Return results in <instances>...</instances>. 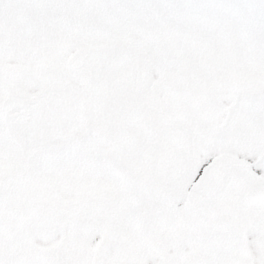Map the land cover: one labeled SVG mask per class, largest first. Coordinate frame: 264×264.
I'll return each mask as SVG.
<instances>
[{
	"label": "snow or ice",
	"instance_id": "snow-or-ice-1",
	"mask_svg": "<svg viewBox=\"0 0 264 264\" xmlns=\"http://www.w3.org/2000/svg\"><path fill=\"white\" fill-rule=\"evenodd\" d=\"M0 264H264V0H0Z\"/></svg>",
	"mask_w": 264,
	"mask_h": 264
}]
</instances>
